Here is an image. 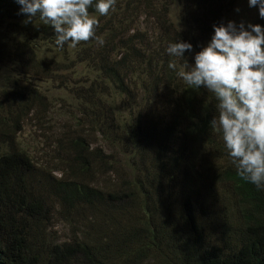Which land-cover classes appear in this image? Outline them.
I'll return each mask as SVG.
<instances>
[{
  "label": "trees",
  "instance_id": "16d2710c",
  "mask_svg": "<svg viewBox=\"0 0 264 264\" xmlns=\"http://www.w3.org/2000/svg\"><path fill=\"white\" fill-rule=\"evenodd\" d=\"M122 1L124 0H117ZM211 1L216 0H205V16L213 13ZM131 3L150 8L147 0H127V4L123 5L124 9ZM20 7L16 0H0V55L13 59L14 64H20L23 69L31 65L39 71L45 58L35 50L46 45L50 47L48 44L53 43L51 47L60 52L63 50L71 57L75 56L74 60L79 59V65L98 66L99 68L92 69L94 75L91 78L101 81L112 90L113 94L105 100L96 98L95 101H80L75 95L86 98L88 95L81 91L87 92V88L92 87V84L87 81L84 86L76 84L82 80L80 77L65 81V87L71 90L74 99L85 111H94L100 107L111 121L123 122L126 118H121L119 112L112 111L116 96L126 97L128 102L125 104L130 101V92L138 88L143 89L147 96L155 92L157 96L158 85L162 82L169 85L175 77L171 74L174 70L168 66L173 57L167 53L166 48L168 43L176 38L169 42L164 40L167 43L165 49L154 40L147 43L131 40L132 34L124 36L119 30L124 22L123 13L119 18L117 13L112 14L110 9L111 14L106 17V23H112L118 28L113 30L103 25L100 27L103 33H116L110 41V46L115 47L109 49L108 54L103 58H96V54L90 52L76 57L78 51L71 47V42H67L62 49L55 45L54 29L45 25L39 17L25 22L27 16L20 13ZM89 12L94 15L97 11L92 7ZM189 25L192 27L191 22ZM84 42H80L82 47ZM108 43L105 42L104 47ZM87 50L90 51V48ZM167 58H170V61ZM136 80H144L145 83L138 87ZM184 86L186 100L179 105L177 116L171 120L158 140L151 139L148 143L142 137L145 134H149L151 138L158 137L157 123L153 119L140 120L138 117L134 122V129L129 133L122 134L113 129L118 135V140L124 139L131 147L137 146L139 152L138 166H134L132 156V162L124 169L128 178L123 180L122 185H133L129 192L110 193L94 187L87 181L90 172L96 170V165L102 162L100 158L103 154L100 156L98 148H92L91 144L85 145L78 137L70 139L75 155L68 164L70 168L77 164V169L62 171L58 178L49 175L46 166L50 165V162L41 165L27 151L21 149L18 143L11 139L5 143L0 140V264H108L98 259V256L102 255L100 250L97 251L91 242H86L84 236L54 245L47 251L38 244L35 247L38 236L35 230L39 225L49 223L56 211L72 213L78 208L92 207L95 203L103 201L110 205H123L136 197L146 201L151 193L155 194V198L158 193L163 201L167 196L166 202L171 200V195L179 196L182 200L180 216L189 233L186 238L192 235L193 238H187L181 264H264V190H258L255 185L243 180L237 174L224 146L215 143L211 138L210 112L213 114L216 111V101H207L204 95L199 94L203 92L202 87L193 89L185 82ZM166 88L161 96L168 93V87ZM5 90H9V94L13 96L10 99L5 95L2 98L0 96V134L9 133L12 136L19 123L8 115H26L27 103L22 87L14 86ZM78 92L83 95H77ZM125 104L123 103V106ZM143 109L146 110V106L143 105L138 113ZM80 117L89 122L83 115ZM89 123H92L94 128H99V135L105 140L106 133L101 124L95 119H90ZM140 123L143 129L140 128ZM41 129L49 138H57L48 128ZM218 135L219 133L216 136ZM213 156L217 159L221 156L225 162L230 161V165L226 164L220 168L222 170L216 171L214 178H217V182L220 179L232 187L234 202L242 216V229L237 236L232 237L239 244L236 247L225 245L224 249L210 245L204 223L200 220L198 212L195 214L192 205V199L196 200L193 194L197 191L194 185L201 181L200 173L209 168V161L214 160ZM135 169H140L136 177L132 174ZM130 174L135 179H132ZM55 199L58 207L52 206L51 202ZM145 205L147 206L146 203ZM203 216L206 214L203 213ZM161 231H165V227ZM148 233L153 239L156 238L153 231ZM227 234L230 235V232ZM171 250L179 257V243Z\"/></svg>",
  "mask_w": 264,
  "mask_h": 264
},
{
  "label": "rangeland",
  "instance_id": "374dc122",
  "mask_svg": "<svg viewBox=\"0 0 264 264\" xmlns=\"http://www.w3.org/2000/svg\"><path fill=\"white\" fill-rule=\"evenodd\" d=\"M147 1L149 9L132 3L124 9L123 5L127 4V0L117 2L111 13H117L119 18L122 13L125 14L124 22L121 24L122 28H119L124 36L132 34L131 40L143 43L154 40L157 44H162L164 49L167 45L164 40L169 42L173 38H180L191 42L194 51H199L200 47L210 39L214 23L244 20L264 25V19L259 17L258 9L248 7L247 0L211 1L213 13L206 16L207 3L205 0ZM237 8L240 9L239 12L236 11ZM107 15H100L98 12L94 14L99 20V26L96 29L97 38L85 41L83 47L79 43L75 47L78 51L76 57L91 52L96 54V58H103L108 54L109 49L112 50L115 47L110 46V41L116 33L111 31L107 34L100 31L101 25L113 30L118 28L112 23H106ZM188 21L191 22L192 27ZM101 40L103 43H100ZM105 42L109 43L104 47ZM48 45L50 47L46 45L35 50L37 54L40 56L42 54L45 58L39 71L31 65L23 69L20 64H14L13 59L0 55L1 98L5 95L10 99L13 95L5 89L19 86L25 90L27 103L26 115L20 117L15 114L8 115L16 119L19 124L12 136L9 133L0 134V140L5 143L11 139L18 143L21 149L27 151L41 165H45L47 161L50 162V165L46 166L47 171L50 176L58 178L62 171L77 169V164H74V168H70L68 164L75 155L70 139L78 137L85 145L91 144L92 148H98L100 156L104 155L100 158L102 162L96 165L97 169L90 172L87 181L94 187L110 193L131 191L132 184L122 185L123 180L128 178L124 169L128 163L132 162V156L135 161L134 166H138L139 152L137 146L131 147L125 143L124 139L118 140V135L113 129L122 134L129 133L134 129V122L138 117L140 120L153 119L157 123L158 137L151 138L149 134L142 137L148 143L151 139L158 140L170 125L171 120L177 116L179 105L186 100L183 90L184 81L177 75L185 60L172 58V61L177 64V70L171 73L175 77L169 85L165 82L158 85L157 96L156 92L147 96L143 89L139 88L130 92L131 98L127 104H125L128 102L126 97L116 96L112 111L119 112L121 118H126L125 121L118 122L111 121L100 107L94 111H85L74 99L71 90L65 87V81L80 77L82 80L76 84L84 86L87 81L92 84V87H88L87 92L81 91L88 95L86 98L75 95L76 99L86 102L95 101L96 98L101 100L109 98L113 94L112 90L101 81L91 78L94 75L92 69L99 67L79 65L80 60L73 59L75 56L71 57L67 52L63 50L60 52L55 47H51L53 43ZM88 48L90 51L87 50ZM192 55L193 53L190 52L185 53L190 64L193 62ZM167 60L170 61V58ZM143 83H145L144 80H136L138 87ZM166 86L168 93L161 96L165 93ZM81 92L77 95H83ZM199 94L204 95L207 101L215 100L213 95L204 88ZM143 105L147 109L138 113ZM130 113L132 114L128 116ZM215 113L216 111L213 114L210 112L211 119ZM80 115H83L89 122L90 119L97 120L105 130L106 139L103 140L99 135V128H94L92 123L84 121L83 118L80 119ZM79 124L82 125L79 126ZM41 127L48 128L49 132L51 131L50 133L57 138H49ZM140 128L143 129L141 123ZM217 133L212 128L211 138L215 143L224 146L221 135L216 136ZM105 157L108 159L106 160ZM105 160L106 162H103ZM209 162V168L200 173L201 181L199 180L194 185L197 190L193 194L196 200L192 199L194 212L195 214L198 212L200 220L204 223L210 245L224 249L225 245L236 247L239 244L232 237L237 236L242 229V216L239 214V207L234 202L232 187L221 182L220 179L217 182V178H214L216 171L226 164L230 165V161L225 162L220 156L218 159L214 157V160ZM139 171L140 169L133 170V176L136 177ZM133 176L130 174V177L135 179ZM164 198L163 201L158 193L155 198V194L151 193L146 201L136 197L123 205H110L103 201L95 203L92 207L78 208L72 213L56 211L49 223L36 228L38 236L34 246L37 247L38 244L47 251L54 245H60L66 241L71 242L74 238L84 236L86 242H91L97 251L100 250L102 255H100L101 258L98 256V259L108 264H181V256L183 257L187 242L193 238V235L187 237L189 238L187 240L186 234L189 233L180 216L182 213L181 198L171 195V200L167 202V196ZM55 201L56 199L52 200V206L58 207ZM153 208L156 209L153 210ZM203 213L206 216H203ZM163 227L165 231H161ZM147 231H153L156 238L153 239ZM227 232H230V235ZM177 243L180 247L179 257L171 250Z\"/></svg>",
  "mask_w": 264,
  "mask_h": 264
},
{
  "label": "clouds",
  "instance_id": "9594fccd",
  "mask_svg": "<svg viewBox=\"0 0 264 264\" xmlns=\"http://www.w3.org/2000/svg\"><path fill=\"white\" fill-rule=\"evenodd\" d=\"M27 20L39 17L55 32V45L67 42L75 48L81 41L96 37L99 20L90 15L94 7L107 15L117 0H16ZM264 19V0H247ZM240 11L239 8L236 9ZM210 39L194 51L191 42L176 38L167 53L185 60L177 75L193 89L204 88L215 101L211 127L221 135L224 148L245 181L264 190V25L259 23H214ZM100 43H103L101 40ZM193 53L188 63L185 53ZM169 68L177 70L175 61Z\"/></svg>",
  "mask_w": 264,
  "mask_h": 264
}]
</instances>
